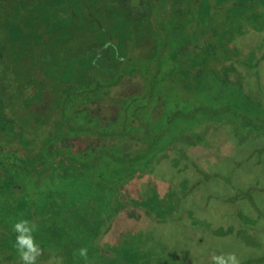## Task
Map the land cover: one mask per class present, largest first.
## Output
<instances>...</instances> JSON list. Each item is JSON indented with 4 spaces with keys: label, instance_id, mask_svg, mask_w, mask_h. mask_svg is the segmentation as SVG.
Wrapping results in <instances>:
<instances>
[{
    "label": "rangeland",
    "instance_id": "obj_1",
    "mask_svg": "<svg viewBox=\"0 0 264 264\" xmlns=\"http://www.w3.org/2000/svg\"><path fill=\"white\" fill-rule=\"evenodd\" d=\"M19 219L39 264H260L264 0H0V264Z\"/></svg>",
    "mask_w": 264,
    "mask_h": 264
},
{
    "label": "clouds",
    "instance_id": "obj_2",
    "mask_svg": "<svg viewBox=\"0 0 264 264\" xmlns=\"http://www.w3.org/2000/svg\"><path fill=\"white\" fill-rule=\"evenodd\" d=\"M12 231L16 234L14 247L20 264H39L40 257L44 255V249L34 235L38 231V226L28 219H19L12 225ZM74 255L84 260L85 264H91L88 247L78 249ZM47 264H62V258L51 253ZM210 264H241V262L234 252L219 255L213 253Z\"/></svg>",
    "mask_w": 264,
    "mask_h": 264
},
{
    "label": "trees",
    "instance_id": "obj_3",
    "mask_svg": "<svg viewBox=\"0 0 264 264\" xmlns=\"http://www.w3.org/2000/svg\"><path fill=\"white\" fill-rule=\"evenodd\" d=\"M242 197L245 198L248 201L249 204H251L250 206H252L253 208H256V204H255L254 200L251 199L246 192H243V196ZM259 260H261L260 261L261 262L260 264L264 263L263 262L264 261L263 259L260 258ZM244 264H247V263H244Z\"/></svg>",
    "mask_w": 264,
    "mask_h": 264
}]
</instances>
